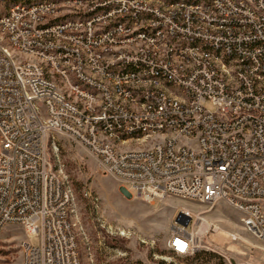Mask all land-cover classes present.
Here are the masks:
<instances>
[{"label": "built area", "instance_id": "2783aa9c", "mask_svg": "<svg viewBox=\"0 0 264 264\" xmlns=\"http://www.w3.org/2000/svg\"><path fill=\"white\" fill-rule=\"evenodd\" d=\"M7 1L0 231L39 236L22 264H81L51 134L82 145L127 195L224 201L264 242V0ZM192 220H175L178 256L197 252Z\"/></svg>", "mask_w": 264, "mask_h": 264}, {"label": "rangeland", "instance_id": "374dc122", "mask_svg": "<svg viewBox=\"0 0 264 264\" xmlns=\"http://www.w3.org/2000/svg\"><path fill=\"white\" fill-rule=\"evenodd\" d=\"M12 5L0 4V13ZM49 154L54 170L74 194L81 264H264V242L244 229L242 214L226 202L204 205L168 198L150 205L124 193L69 137L51 134ZM182 210L193 215L188 231L196 239L194 255L178 256L170 248ZM26 240L40 245L39 236L27 238L22 226L0 231V264H22Z\"/></svg>", "mask_w": 264, "mask_h": 264}, {"label": "snow or ice", "instance_id": "6c2138e0", "mask_svg": "<svg viewBox=\"0 0 264 264\" xmlns=\"http://www.w3.org/2000/svg\"><path fill=\"white\" fill-rule=\"evenodd\" d=\"M175 244L179 248V250H181V251H183L186 248V245L183 242L179 241V240H177L175 242Z\"/></svg>", "mask_w": 264, "mask_h": 264}, {"label": "bare ground", "instance_id": "6f19581e", "mask_svg": "<svg viewBox=\"0 0 264 264\" xmlns=\"http://www.w3.org/2000/svg\"><path fill=\"white\" fill-rule=\"evenodd\" d=\"M187 211V210H186Z\"/></svg>", "mask_w": 264, "mask_h": 264}]
</instances>
